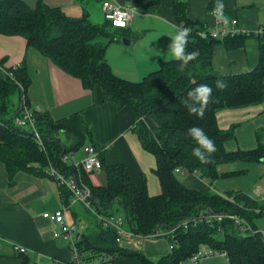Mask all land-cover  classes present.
<instances>
[{
    "label": "trees",
    "instance_id": "1",
    "mask_svg": "<svg viewBox=\"0 0 264 264\" xmlns=\"http://www.w3.org/2000/svg\"><path fill=\"white\" fill-rule=\"evenodd\" d=\"M170 6L178 27L190 29L186 51H197L198 58L185 68H181V62L175 58L164 60L138 81H129L116 76L105 60L106 47L124 37L126 27H113L105 19L94 23L85 12L79 17H70L59 7L48 6L41 0H36L32 6L23 0H0V34L22 37L26 46L36 49L55 66L77 78L83 88L98 85L102 96L117 108L129 107L134 115L130 129L155 160L153 172L160 190L149 195L135 188L124 163L108 165L98 152L105 181L88 186L90 209L83 208L91 223L90 228L78 232L74 240L76 260L79 264H114L121 256H132L142 264H181L200 245H206L224 251L228 264H264V244L259 232L247 229L239 232V223L228 217L211 222L198 220L199 213L231 214L258 229L257 218L264 217V199H253L243 190L219 192L210 186L220 177L242 174V171L220 170L222 163L264 164V127L254 131L256 145L253 148L228 151L224 144L234 139L236 124L220 128L216 122V112L221 108L264 102V39L257 34L259 60L252 69L219 74L211 63V48L217 39L207 35L202 23L188 18L184 0H171ZM3 61L0 58V163L8 184L18 172L52 178L45 172L48 164L66 176L80 179L77 169L61 162L60 156L82 146V134L57 124L46 112L35 110L30 104L26 95L29 77L23 60L6 68ZM217 80L224 81L227 88L217 89ZM201 84L213 89L212 103L202 119L190 114L183 103L187 93ZM21 104L30 109L43 148L34 142L29 130L13 124ZM146 116L153 118V126L146 125ZM191 127L202 128L215 143L216 151L207 162L202 163L193 155V149L199 145L188 135ZM62 128L70 132L72 145L66 146L60 141ZM176 168L182 172L194 171L206 186L186 187L177 179ZM58 188L62 203L67 204L70 193L63 184ZM252 208L258 212H253ZM115 211L123 215L127 231L141 237L165 238L168 252L151 260L139 250L121 246L114 229L103 224ZM18 255L21 264H30L26 255Z\"/></svg>",
    "mask_w": 264,
    "mask_h": 264
},
{
    "label": "crops",
    "instance_id": "2",
    "mask_svg": "<svg viewBox=\"0 0 264 264\" xmlns=\"http://www.w3.org/2000/svg\"><path fill=\"white\" fill-rule=\"evenodd\" d=\"M23 1L29 6L36 2ZM41 1L48 6L59 7L70 17H79L84 12L88 18L95 15L99 17L98 11L102 15L101 0H95L92 5L88 4L89 0ZM112 1L120 5L132 4L136 9L125 31L124 37L128 39V43L122 42L121 39L112 41L105 50V60L116 76L138 81L148 72L155 70L161 61L174 58L168 46L171 43L170 36L174 35L173 26L178 27V24L170 6L171 0ZM184 1L188 18L202 23L207 33L222 27L228 29L240 27L246 31L244 34L237 33L226 39L215 38L217 40L211 48V63L215 72L219 74L246 72L258 63L259 40L260 37L264 39V0H223L225 15L229 18L227 25L217 22L210 12L215 0ZM231 20L235 21L234 25L230 23ZM257 29L262 30L260 37L255 33ZM0 58H3L5 68L14 67L24 61L29 77L26 95L31 105L46 112L57 124L81 133L83 144L94 145L98 152L102 153L106 164L124 163L127 166L129 180L137 190H144L149 195L159 192L158 179L153 172L154 157L141 147L131 131L134 115L129 107L117 108L112 101L102 96L98 85H93L89 89L83 88L77 78L55 66L36 49L26 46L25 40L18 35L0 34ZM226 108H229L226 114L239 109L241 112H238V116L247 115L249 110L251 116L241 122L230 121L226 127H220L227 128L231 124H236L234 139L225 142V149L231 151L253 148L256 145L254 131L264 127V102L255 107L249 105L223 109ZM221 109L217 112L223 110ZM64 129H60V132H64L63 144L70 146L73 144L72 136ZM70 152L75 160L81 159V146ZM230 164L232 167L226 170L242 171V174L215 180L210 186L219 192L245 191L264 174L263 163L236 161ZM100 170L102 169L84 172L78 169L80 177L88 186L102 184ZM181 178V183L188 188L201 189L206 186V183L192 172L183 174ZM191 182L198 184V187ZM58 185L52 178L34 177L24 172L16 173L13 182L8 184L6 172L0 163V264H21L19 252L15 251L14 245L25 249L22 254L28 257L30 264H72L67 241L52 235L53 224L43 218L41 213L52 212L60 205H64L65 217L76 227L77 234L87 231L91 221L82 205L69 203L70 201L67 204L62 203ZM151 237L153 236L141 237L129 232L119 244L132 250H139L147 258L156 260L168 252L169 245L163 237ZM204 248L206 245L198 247ZM198 263L228 264V261L226 255L212 254L201 257ZM114 264L142 263L136 257L121 256ZM181 264H185V261Z\"/></svg>",
    "mask_w": 264,
    "mask_h": 264
},
{
    "label": "built area",
    "instance_id": "3",
    "mask_svg": "<svg viewBox=\"0 0 264 264\" xmlns=\"http://www.w3.org/2000/svg\"><path fill=\"white\" fill-rule=\"evenodd\" d=\"M100 7L103 19L107 20L111 26L113 27H127L132 20L136 9L132 4L120 5L115 3L112 0H101ZM212 13V10L210 11ZM230 23L234 25L235 21L231 20ZM246 32L242 28H231L228 29L226 27H222L221 29H212L207 33V35L211 38H224L225 36H232L237 33ZM261 29H257L255 33H261ZM263 86H264V76H263ZM35 110H38L35 107ZM13 124L19 126L21 128H25L29 130L32 134V138L34 142L40 147L43 148L42 140L36 129L34 128V124L31 117L30 109L21 104L19 114L14 117ZM82 157L80 160H75L73 154L70 151H66L61 154L60 161L67 162L71 164L75 169H77V175L80 179L74 178L71 175H64L56 168L52 166V164H48L45 168V172L51 176L58 184H63L65 188L70 193V202L69 203H78L82 205L86 209H90L89 206V187L88 185L81 179L80 173L78 169H82L84 172H92L94 170L100 169V161H99V153L97 148L92 144H83L81 146ZM176 172L180 171V169H175ZM256 194H259V189H254ZM253 190V191H254ZM66 208L64 205H60L56 210L52 212H42L41 216L47 220H49L53 224L52 235L54 237H62L68 243L69 249L72 255V264H79L76 260V254L74 249V240L77 238L78 234L76 232V227L69 223L65 217ZM93 212V211H92ZM94 213V212H93ZM96 217L99 216L94 213ZM224 217H228L232 219L234 222L239 223V232H244L247 229L250 232H259L260 239L264 244V230H258L257 228L252 229L250 224L245 220L235 217L231 214L224 213H206V214H198V220H203L204 222H211L212 220L219 221ZM104 225H109L116 232V240L117 242H121L128 234L125 227V221L123 215L118 214H110L106 219L103 220ZM13 248L16 252L24 253L25 249L22 246L14 245ZM212 254H219L221 256H225L224 251L213 250L206 246L204 249H198L196 252L191 254L185 260V264H199V259L203 256H208Z\"/></svg>",
    "mask_w": 264,
    "mask_h": 264
},
{
    "label": "clouds",
    "instance_id": "4",
    "mask_svg": "<svg viewBox=\"0 0 264 264\" xmlns=\"http://www.w3.org/2000/svg\"><path fill=\"white\" fill-rule=\"evenodd\" d=\"M212 15L217 22L225 25L229 23V18L225 15V5L223 0H215ZM173 28L174 35L170 36L171 43L168 48H170L173 57L181 62V68H185L198 58L199 53L197 51H186L189 43L188 37L190 35V29L184 26H173ZM215 86L219 90L227 88V84L222 80H217ZM212 92V87L207 84H201L190 90L187 93V99L183 101L189 113L202 119L208 106L212 103ZM188 135L199 145V147L193 149V155L202 163L207 162L211 155L216 151L214 141L206 135L202 128L199 127L189 128Z\"/></svg>",
    "mask_w": 264,
    "mask_h": 264
},
{
    "label": "rangeland",
    "instance_id": "5",
    "mask_svg": "<svg viewBox=\"0 0 264 264\" xmlns=\"http://www.w3.org/2000/svg\"><path fill=\"white\" fill-rule=\"evenodd\" d=\"M86 1V0H85ZM96 1L95 0H89V5L95 3ZM98 14H99V17L98 16H93V18H89L92 22L94 23H101V21H103V16L100 14V12L98 11ZM121 39V38H120ZM14 101L16 100V97L14 96L13 97ZM257 106L256 105H253V107ZM223 109V108H222ZM221 109V110H222ZM229 111V108H226V109H223L222 111H219V112H216L218 113L216 115V119H217V125H219V127H226L230 121H233V122H241L243 121L244 119L246 118H249L251 116V111L249 110L248 111V114L247 115H242V116H238V112H241L239 109H236V110H231L230 112L231 113H228L226 114L225 112ZM232 113H235L236 115H233ZM226 114V115H225ZM224 115V116H223ZM224 117V118H223ZM145 123L147 126H153L154 125V120L151 116H146L145 119H144ZM245 122V121H244ZM243 122V123H244ZM242 123V124H243ZM236 129V128H235ZM59 138H60V141L63 143V139H64V132H60L59 133ZM226 148V147H225ZM232 165L231 164H228V163H222L220 164V169L221 170H226V169H229L231 168ZM99 176L101 178V181L102 183H104L105 181V175H104V172L103 170H100L99 171ZM189 172H181V173H178L176 172V177L177 179H182L181 176L184 174H188ZM192 173H195L194 171ZM195 176L202 181L201 178H199L197 176V174L195 173ZM214 183V182H213ZM191 184H194V182H191ZM196 185L195 187H198V184H194ZM254 189H260L261 193L259 194H256L255 190ZM254 190V191H253ZM249 197L253 198V199H261L264 197V174L254 183V184H251L250 186H248L246 188V190L244 191ZM252 211L253 212H258V209L256 208H252ZM115 214H118V215H122L119 211H115L114 212ZM257 225H258V230H264V217L262 218H257ZM252 228V226H251ZM252 229H255V228H252ZM151 238H155L154 236L151 237ZM125 239V238H124ZM123 239V240H124ZM143 239V238H142ZM121 240V242L123 241Z\"/></svg>",
    "mask_w": 264,
    "mask_h": 264
},
{
    "label": "water",
    "instance_id": "6",
    "mask_svg": "<svg viewBox=\"0 0 264 264\" xmlns=\"http://www.w3.org/2000/svg\"><path fill=\"white\" fill-rule=\"evenodd\" d=\"M121 41H122V42H125V43H128V39L126 40L125 37H121Z\"/></svg>",
    "mask_w": 264,
    "mask_h": 264
}]
</instances>
